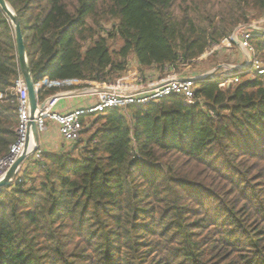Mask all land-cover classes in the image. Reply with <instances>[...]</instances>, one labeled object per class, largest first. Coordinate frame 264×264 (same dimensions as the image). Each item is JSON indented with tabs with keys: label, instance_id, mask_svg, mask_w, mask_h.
<instances>
[{
	"label": "trees",
	"instance_id": "trees-1",
	"mask_svg": "<svg viewBox=\"0 0 264 264\" xmlns=\"http://www.w3.org/2000/svg\"><path fill=\"white\" fill-rule=\"evenodd\" d=\"M7 1L35 84L53 83L40 101L69 88L56 82L118 80L132 55L140 71H180L264 15V0ZM21 75L0 7V157ZM195 93L90 115L69 150L29 161L0 190V264H264V76Z\"/></svg>",
	"mask_w": 264,
	"mask_h": 264
},
{
	"label": "built area",
	"instance_id": "built-area-1",
	"mask_svg": "<svg viewBox=\"0 0 264 264\" xmlns=\"http://www.w3.org/2000/svg\"><path fill=\"white\" fill-rule=\"evenodd\" d=\"M264 40V28L257 24H242L237 27L229 38L224 39L221 44L231 43L240 45L246 51V61L237 65L233 71L218 75L216 70L209 71L201 75H181L171 74L159 83L152 84L145 89H135L132 86L120 83H102L95 82L87 93L88 97L94 98V103L87 107H78L67 112L55 110L59 100L65 94L56 93L40 101L43 105L39 108L37 126L39 132L47 130L48 120H53L59 125L60 134L67 140L77 142L82 137L85 129L84 120L90 115L103 113L108 109H121L126 111L130 105H147L163 98L180 95L185 103L193 105L198 102L196 97V87L202 80L211 78L218 80L220 86L239 82L244 76L256 77L264 76V54H258L257 48L253 42L255 38ZM219 46V44H218ZM77 81V80H71ZM65 82V81H63ZM52 83V82H50ZM57 84H60L56 82ZM36 84L37 86L40 85ZM15 93L18 103V125L16 128L17 139L11 145L8 154L0 157V181L4 179L9 169L16 163L20 156L33 149L34 142L30 128L31 107L29 101V92L24 77L21 75L15 81ZM2 94L0 93V97ZM213 115L214 113L211 112ZM44 150L37 146L32 154L21 166L13 183L22 181V173L30 160H39L42 158Z\"/></svg>",
	"mask_w": 264,
	"mask_h": 264
},
{
	"label": "crops",
	"instance_id": "crops-1",
	"mask_svg": "<svg viewBox=\"0 0 264 264\" xmlns=\"http://www.w3.org/2000/svg\"><path fill=\"white\" fill-rule=\"evenodd\" d=\"M236 49L227 48L224 53L225 62H222L219 67L217 73L218 75H222L226 72L233 71L237 65L243 64L247 57L246 51L240 47V45L235 44ZM135 57V56H134ZM136 59V58H135ZM128 72V74H126ZM204 73H199L197 75H201ZM128 75V76H127ZM165 76H161L158 69L152 67L145 71H140L137 60H136V70L133 72H129L128 70L123 73L122 77L118 80L108 82V83H120L132 86L133 88L145 89L152 84L159 83ZM60 84L69 86L66 90L57 91L56 93H63L64 96L59 100L55 110L60 112H67L71 109H75L78 107H87L94 103V98L88 97L85 93L94 85L95 82L89 81H65L58 82ZM49 80H44L37 87L42 88L45 85H52ZM55 93V94H56ZM51 96V95H50ZM49 97V96H48ZM46 97V98H48ZM45 98V99H46ZM72 141L65 139L59 132V125L57 122L53 120H48L47 130L44 132H40L39 134V146L44 150V152L49 153H63L70 149Z\"/></svg>",
	"mask_w": 264,
	"mask_h": 264
},
{
	"label": "water",
	"instance_id": "water-1",
	"mask_svg": "<svg viewBox=\"0 0 264 264\" xmlns=\"http://www.w3.org/2000/svg\"><path fill=\"white\" fill-rule=\"evenodd\" d=\"M0 7L6 13L7 17L14 24L15 40H16L19 63L21 66L22 76L25 79L28 92H29V101H30V107H31L30 128L32 132V139L34 142L33 149L28 151V147H26L23 155L19 157L16 163L6 173L4 179L0 181V190H1L12 184L14 178L17 176L23 163L32 154V152L36 149V147L39 146L38 144H39L40 132L38 130L36 120L38 118L39 108L43 105V103H40V100L38 98L39 87H37V85L35 84L33 77H32L31 70H30L29 58H28L24 36L22 32V23L18 15L16 14V12L14 11V9L12 8V6L7 0H0Z\"/></svg>",
	"mask_w": 264,
	"mask_h": 264
},
{
	"label": "rangeland",
	"instance_id": "rangeland-1",
	"mask_svg": "<svg viewBox=\"0 0 264 264\" xmlns=\"http://www.w3.org/2000/svg\"><path fill=\"white\" fill-rule=\"evenodd\" d=\"M11 23H12V21H11ZM246 23L257 24V25L264 28V15H261V14H259V12L257 10H254L252 12V14L250 15L249 21ZM246 23H242V24H246ZM242 24H240V25H242ZM102 25H105V27L109 28L111 26V22L110 21H102ZM240 25L236 26V28L239 27ZM121 44H122V41H121V39L118 38L115 41H112V48L118 49ZM227 48L228 49L229 48L236 49V45H235V43H231L230 46L228 47L227 43H225V44L220 43L219 46H218V44H215L210 49H208V51L206 53H204L199 58H197L195 61H193V63H191L190 65L183 67V69H181L180 71H178L176 69H172V70L166 69L163 72V76L167 77L171 74L197 75L199 73H207L209 71L218 70L219 65L222 62H225V60H226L225 55L222 52H225V50ZM135 70H136V59L132 55V56H130V59H129V72H132V74H133V72ZM126 74H128V72Z\"/></svg>",
	"mask_w": 264,
	"mask_h": 264
}]
</instances>
